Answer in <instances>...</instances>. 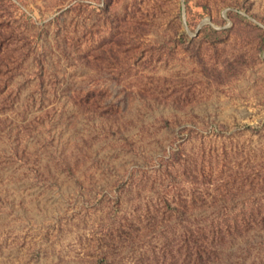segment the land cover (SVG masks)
<instances>
[{"label":"rangeland","instance_id":"374dc122","mask_svg":"<svg viewBox=\"0 0 264 264\" xmlns=\"http://www.w3.org/2000/svg\"><path fill=\"white\" fill-rule=\"evenodd\" d=\"M0 264H264V0H0Z\"/></svg>","mask_w":264,"mask_h":264}]
</instances>
